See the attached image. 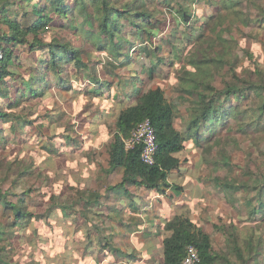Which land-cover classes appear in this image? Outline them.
Returning a JSON list of instances; mask_svg holds the SVG:
<instances>
[{
    "label": "trees",
    "instance_id": "16d2710c",
    "mask_svg": "<svg viewBox=\"0 0 264 264\" xmlns=\"http://www.w3.org/2000/svg\"><path fill=\"white\" fill-rule=\"evenodd\" d=\"M189 1L0 0V50L3 52L0 59V140H5V127L15 131L20 125L19 137L27 133L26 126L30 125L31 130L43 128V122L38 127L32 125L33 119L20 112V107L24 100L45 96L52 87L51 74L62 90L71 89L72 85L67 87V84L72 76L81 84L96 83L98 87L88 92L107 116L104 122L115 118L113 141L100 151L99 161L95 160L96 154H90L97 166L96 180L105 186L102 203L97 191L79 189L77 197L80 199L72 196L63 201L59 195H53L46 212L36 213L31 207H41L44 203L37 193L39 187L36 183L23 186L25 178L34 175L33 168L16 159L23 170L14 172L11 167L0 172V264H37L35 261L16 262L11 253L16 247L5 244V234L10 228L28 225L33 218L46 215L51 220L57 209L62 218L67 210L81 213L100 233L106 227L108 234L99 236L97 244L111 250L115 259L128 258L130 254L122 250L124 238L112 223L115 215L121 213L122 197L129 195L131 188L143 187L163 193L172 189L179 194L182 187L169 181L170 175L181 166L179 154L187 143L200 148L203 141H213L231 119L230 127L237 132L264 133V71L257 67L256 80L235 75L232 48L228 47L230 41L224 36L232 27L264 21V0H214L213 10L216 11L207 17L194 16ZM245 3L250 6L247 10ZM165 14L172 17L171 23L158 19ZM193 19L194 23H202L199 33L191 27ZM170 24L173 25L171 32L160 33ZM59 30H63L61 36L72 32L75 45L63 42L56 35ZM128 30L135 32L139 39L146 35L147 44L143 45L145 40L132 43L126 35ZM154 40L159 42L155 48ZM89 43L95 51L106 56L104 64L113 70L111 75L117 80L116 87L123 90L121 94L115 91L107 71L101 75L96 67L84 61L82 55L88 52ZM133 48L138 52L133 53ZM164 48L168 52L159 56ZM141 52L145 54V62L140 59ZM165 63H169L167 73L176 70L171 77L174 79L171 91L177 92L187 103L185 114L179 117L181 125L177 117L179 102L167 97L169 89L160 85L145 86L167 78L160 67ZM125 67L132 70L130 77L120 74ZM219 78L223 87L217 85ZM128 86L133 87L135 100L134 104L126 106L130 96L124 90ZM102 88H106V92H101ZM234 100L240 103L235 104ZM146 119L151 121L156 132L155 165L142 162L140 145L126 150L123 142ZM48 122L53 126L52 121ZM78 136L77 132L65 135L63 150L82 153L84 143ZM223 163L233 168L229 159L225 158ZM256 173L250 171L247 180L241 183L215 179L222 190L232 191V203L238 202L237 193H247L243 199L247 216L243 221L253 225L239 228V220L235 218L216 225L225 243L223 248L215 249L216 241L209 233L187 216L175 215L165 225L171 235L163 241L162 264H182L190 244L198 247L200 264H264V222L260 221L258 227L255 224L264 217V173L259 170ZM91 195L95 196L93 201ZM90 202L100 207L98 213L90 210L100 218L102 228L100 223L94 222L97 217H89L84 208L76 210L78 204L87 206ZM117 235L121 236L119 241Z\"/></svg>",
    "mask_w": 264,
    "mask_h": 264
},
{
    "label": "rangeland",
    "instance_id": "374dc122",
    "mask_svg": "<svg viewBox=\"0 0 264 264\" xmlns=\"http://www.w3.org/2000/svg\"><path fill=\"white\" fill-rule=\"evenodd\" d=\"M213 1L190 0L189 4L190 8L193 9V15L200 17L206 15L207 17L211 12H215L216 9L213 10V6H215ZM245 5L247 10L250 6L248 3H245ZM256 11L252 10L255 14L257 13ZM158 19L168 23L172 22V17L168 14L160 15ZM194 21L195 19L192 20L191 27H195L197 33H199L202 23H197V21L194 23ZM190 29L188 30L190 31ZM172 30L173 25L170 24L160 33L163 31L171 32ZM62 31L59 30L56 35L60 36L63 42L70 41L75 45V41L71 36L72 32L61 36ZM126 35L132 43L138 44L145 40L142 43L143 45L147 44L146 35H142L143 37L139 39L135 32H129V30ZM224 36L230 41L228 47L232 48L231 51L236 63L234 68L235 75L248 77L253 80L258 79L257 67L264 71V21L252 23L250 26L232 27ZM236 42L237 45H235ZM158 43L154 40L153 48ZM86 50L88 52H84L82 55L84 61L90 66L96 67L101 75L103 71H107L110 74V82L112 81L113 86H115V91H119V94H121L123 90L116 87L117 80L111 75L113 70L104 64L106 56L95 51L94 46L90 43L86 46ZM132 52L138 51L133 48ZM167 52L168 50L164 48L159 56L163 57V54L166 55ZM20 53L22 54V52ZM140 59L144 62L146 61L143 52L140 54ZM150 59L155 61L152 56H150ZM160 67L163 70V76L167 78H160L159 81L154 80L146 83L145 86L154 88L160 85L164 89H169L167 97L179 102L180 110L177 113L179 119L180 116L185 114L187 103L184 102V99L178 97L179 94L177 92L171 91L170 85L174 82L171 77L175 75L176 70H171L167 73L169 63L161 64ZM120 74L130 77L133 72L130 67H125ZM141 75L146 77V74ZM50 77L53 79L52 87L45 96L24 100L20 107V112L27 114V117L33 119L32 125L38 127L43 122V128L31 130L32 127L30 125L26 126L25 131L27 133L23 137H19L20 125H18V131H12L5 127V132L3 133L5 140H0V172L7 171L11 167L14 172L17 169L23 170L22 164L16 159L29 164L34 170V175H29L25 178L23 186L36 183L39 187L37 193L40 194V198L44 200V203L41 207H31V209H36V213L40 211L41 213L46 212V206L51 201L50 197L53 194L61 192L62 198L74 196L76 199L78 198L76 190L97 185L95 169L97 166L91 160L90 154H96L95 160L99 161L98 155L100 151L113 141L114 136L113 124L115 118L113 117L104 122L107 116L96 103L93 95L88 92L98 87L96 83L89 84L86 82L81 84L76 77L72 76L67 84V87L72 85L71 89L62 90L56 84L54 75L51 74ZM64 77L66 78L67 74H64ZM229 77L227 76V79ZM218 81L217 85L223 87L220 78ZM106 90V88H102L101 92H106ZM124 93L130 95L131 98L134 97L133 87L128 86ZM51 101L53 102L48 107L47 105ZM234 103L239 104L240 102L234 100ZM21 108H24V110ZM180 119L178 125H181ZM49 120L52 121L53 126L47 124ZM230 124H233V119L228 121L226 128H222L223 130L219 128L222 131H218L219 133L213 141L210 143L203 141V145L200 148H197L192 143H187L184 150L179 154L181 158V173H173L171 181H176L178 185L183 183L191 186L199 185L197 197H193L191 200L195 213L206 215L209 212L206 207H210L213 208V212H210L213 216L216 208H219L218 203H221L222 211L224 210L225 213L221 221L226 222L225 217L226 219L235 218L239 220V228H244L246 225L254 224L248 222L246 224L243 221V218L247 216L243 202L247 193L240 191V193L236 194L238 202L232 203V191L222 190V188L217 186L215 179L226 178L230 181L241 183L247 180L250 171L254 172V175L258 174L256 173L258 170L264 173V133L249 130L248 134H242L230 127ZM76 132L84 143L82 153H72L69 149L63 150L65 149L64 142L66 139L62 140V138L67 134L72 135ZM66 146L68 147V143ZM225 158L229 159L233 168H227L228 166L224 165ZM73 188H75L74 191H72ZM202 201L205 204L204 209L199 207V203ZM211 204L214 206L211 207ZM90 208L97 213L100 210L99 206L90 204L85 206L84 203L78 204L76 210H86L88 216L95 219L97 215ZM189 210L191 209L189 208ZM61 214L57 210L50 217L51 220H48L45 215L42 218L31 219V222L22 228L13 227L8 229L5 234L7 239L5 244L8 246L11 243V246L16 247L14 251H11L12 258L18 263L35 261L37 264H97L96 262H99V264H112L110 263L111 259L106 260V256L100 248L97 249V254L95 252L94 255H89L90 250L92 248L95 249V247H91V238L93 243L97 244V234L93 233L95 229L87 223L81 213L67 210L64 218H62ZM238 215L239 217H237ZM97 218L95 219L96 224L100 223V218ZM260 221L264 222V217L255 223L257 227L261 226ZM221 241L219 238L214 247L218 249L221 246ZM135 253L136 256L140 257L137 252ZM118 263L122 264L121 262Z\"/></svg>",
    "mask_w": 264,
    "mask_h": 264
},
{
    "label": "crops",
    "instance_id": "0c3cea01",
    "mask_svg": "<svg viewBox=\"0 0 264 264\" xmlns=\"http://www.w3.org/2000/svg\"><path fill=\"white\" fill-rule=\"evenodd\" d=\"M127 99L128 101L126 106L134 104L135 97L131 98L130 96ZM175 172L181 173V166L173 173ZM171 175L169 177V181L171 183L177 184L176 181H171ZM179 186L182 187V190L179 194L172 189H168L165 193H163L157 190H147L143 187L131 188L129 195H124L122 197L119 205L121 213L117 216L115 215L116 218L114 223H112L114 225V229H116V231H118L124 238V246L122 247V250H124L126 253H129L130 257L115 259L112 255L113 253H111V250H105L101 248L99 244H94L92 238L91 240L93 244L91 243V247H95L96 250L92 248L89 255H94L95 252L97 254V249L100 248L103 250L106 260L111 259L110 263L121 262L122 264H162L163 241L166 237L171 235L169 231H166L165 225L166 222L172 219L175 215L187 216L203 231L209 233L213 238L215 237L214 239L216 242L220 238L222 241L220 244L221 246L218 249L223 248L225 240L216 228V225H222V223H226L221 221V219L225 216L224 210L222 211L223 208L221 207V203H218L219 208H216L215 215H211L210 212H213V208L210 207H206V210L209 211L208 214L199 215L198 213H195V209L193 208L194 206H192L191 201L193 197H197L199 185L191 186L185 185V183H183ZM82 189L84 191L86 190L87 192L97 191L98 195H101V198L99 199L100 203L105 200V186L99 185L98 182L97 185L92 186L91 188L83 187ZM74 190L75 188L72 189V191ZM78 190L76 191L78 192ZM61 194L62 193L60 192L53 195H59V197H61ZM56 197L54 198L55 202L58 201ZM91 197V201H93L95 196L91 195ZM64 199L67 198H62L63 201ZM203 202L204 201L199 203L200 209L205 208V204ZM90 205L98 206V204L95 205L94 202H90ZM210 206L213 207L214 205L211 204ZM189 208L191 210H189ZM57 210L60 211V209ZM225 220L227 221L226 217ZM94 222L96 223V220H94ZM93 229H95L93 233L97 234V241L99 236H102L109 231L106 227H103L102 233L97 231L96 228ZM89 233L91 235L90 230ZM120 235H117V241H119L121 238ZM215 249L217 248L215 247ZM135 252H137L140 257L136 256ZM96 263L99 264V262Z\"/></svg>",
    "mask_w": 264,
    "mask_h": 264
},
{
    "label": "built area",
    "instance_id": "2783aa9c",
    "mask_svg": "<svg viewBox=\"0 0 264 264\" xmlns=\"http://www.w3.org/2000/svg\"><path fill=\"white\" fill-rule=\"evenodd\" d=\"M2 58L3 52L0 50V59ZM123 142L126 150L134 149L140 145L142 162L147 165H155L158 145L155 129L149 119L140 122L131 135L123 139ZM200 262L201 257L198 247L194 244L188 245L182 264H200Z\"/></svg>",
    "mask_w": 264,
    "mask_h": 264
}]
</instances>
